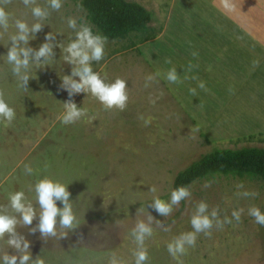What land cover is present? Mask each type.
<instances>
[{
    "label": "rangeland",
    "instance_id": "rangeland-1",
    "mask_svg": "<svg viewBox=\"0 0 264 264\" xmlns=\"http://www.w3.org/2000/svg\"><path fill=\"white\" fill-rule=\"evenodd\" d=\"M130 1L151 13L146 31L153 40L142 46L138 43L141 33L107 41L104 58L92 63L93 71L106 83L117 78L127 82V106L123 111L106 110L90 93H80L72 99L78 108L87 109V115L72 124L61 122L65 112L62 103L69 99L60 87L61 80L71 74L63 48L54 47V60L30 66L27 91L18 87V78L6 60L11 46L8 36L16 31L15 19L25 20L29 26L38 21L21 0H12L5 7L13 20L4 39H0V91L14 109L15 118L11 124L0 118V205L9 204L11 193L23 191L39 216L36 182L47 177L68 185L78 222L74 229L58 227L56 237H42L38 231L31 234L22 224L16 228L30 242L33 260L43 259L44 264H109L113 254L123 264H135L137 244L131 231L137 221L146 222L148 214L171 230L164 231L155 221L152 223L153 234L144 242L146 264H264V226L248 214L253 206L264 213V180L215 176L193 183L190 198L174 206L169 216L162 217L149 207L154 196L170 201L175 176L202 155L215 149L264 148V102L258 101L259 96L264 100V62L257 74L263 78H253L251 88L247 84L243 89L239 86L243 75L233 73L227 66L231 63L221 60L225 67L212 73L207 66L202 73L219 76L214 84L221 85L213 94L206 86L211 77L204 80L198 63L201 51L210 48L214 52L219 31L234 29L237 38L238 30L248 43L262 45L242 25L251 31L255 21V27L259 26L258 17H247L252 9L258 11L264 0H228L233 5L230 12L225 0ZM36 3L48 8L50 15L40 21L44 27L29 41V47L38 50L49 32L56 36L54 43L66 47L76 36V30L68 27L69 18L76 19L78 28L87 24L93 34L100 35L87 21L79 0H62L59 11L52 10L48 0ZM228 12L237 22L232 29L230 24H216L221 19L219 14L228 18ZM203 37L208 39L203 41ZM134 42L132 48L142 47L141 56L130 49ZM113 55H119L117 63L111 62ZM172 68L179 83L166 79ZM149 75L154 76L153 81H146ZM259 79L262 82H257ZM228 80L233 85H227ZM201 81L203 89L199 87ZM190 89H195L194 95ZM252 89H257V95ZM257 114L261 120H253ZM25 165L33 169L31 175L25 173ZM240 184L243 187L238 188ZM152 186L157 188L156 193L149 192ZM243 192L256 195H238ZM201 201L208 205L209 213L217 208L219 219L227 217L232 223L222 229L214 226L210 236L198 234L194 247L173 258L167 245L181 233L193 231L190 220ZM57 206L62 207L59 201ZM239 209L243 213L237 223L231 214ZM8 214L19 218L10 208ZM37 223L38 218L29 227ZM64 232L67 237L61 238ZM7 239L6 235L0 240V258L5 252L16 254Z\"/></svg>",
    "mask_w": 264,
    "mask_h": 264
},
{
    "label": "clouds",
    "instance_id": "clouds-1",
    "mask_svg": "<svg viewBox=\"0 0 264 264\" xmlns=\"http://www.w3.org/2000/svg\"><path fill=\"white\" fill-rule=\"evenodd\" d=\"M12 0H0V39H4L10 27V20H13L11 13L5 10V7L11 4ZM25 7L31 8L32 16L38 21L31 26L22 19L14 20L16 29L14 34L8 36L11 46L6 54L7 63L12 65V73L18 78V87L28 90L27 85L31 77L28 70L31 65L39 66L41 63H47L54 60V47L63 48L65 53L63 59L65 63L71 65V74L64 75L61 80L60 87L67 92L69 99L63 104L65 112L61 118L63 124H72L87 115V109L77 107L73 101V97L80 93H90L99 103L106 109L113 108L123 111L128 102L127 82L117 78L113 83H106L101 78L100 74L93 71L92 63L99 62L104 58L105 45L107 37L99 34H93L92 28L87 24H81L78 28L75 18H69L67 21L68 27L76 30L75 39L65 47L62 43H54L56 36L49 32L45 36V42L41 44L38 50L29 47V41L35 39V34L40 32L44 25L40 21L46 20L50 12L48 8L41 7L36 3V0H21ZM49 7L54 11H59L62 7V0H48ZM78 28V30H77ZM196 56L194 52L192 54ZM171 63L170 60L166 61ZM191 67V65L189 66ZM158 75V74H157ZM78 78V79H77ZM166 79L170 83H179V76L175 68L170 69L166 74ZM195 79V77H193ZM154 76L149 75L146 81H153ZM147 86V84L145 85ZM200 88H204V82H200ZM192 94H195V89H190ZM4 94L0 91V118L7 121L8 124L15 118V111L4 100ZM155 103V101H151ZM143 119V117H140ZM147 124L148 121H145ZM25 173L31 175L33 169L29 165L24 166ZM210 184H205L209 187ZM237 187H243L242 184ZM36 201L39 205L40 212L37 216L36 209L30 201L26 200L23 191L11 193L9 195V204L7 206L0 205V240H4L7 235V245L15 250L16 254L5 252L2 256L3 264H44V260L36 258L33 260L30 252V242L20 235L17 231V225L22 224L29 228L31 234L40 233L42 237H56L57 228L74 229L77 225V218L73 212V206L70 200L71 193L68 191V185L62 184L59 181H53L47 177L36 182L34 186ZM149 192L156 193L157 188L152 186ZM238 195L255 196L256 193L243 192ZM191 192L188 187L180 186L171 192L170 201L166 202L158 196H154L153 202L149 207L154 209L160 216H169L174 206H178L182 200L188 199ZM57 201L62 207L57 206ZM19 215L8 214V209ZM243 209L232 212V218L239 223ZM248 214L255 219V222L264 226V213L258 207H251ZM38 218V223L35 227H29L33 221ZM155 221L156 226L164 231H170V226L165 227L159 220H154L148 214L147 221H137L131 231V235L137 244V250L133 253L135 264H146L148 260V251L144 246L145 239L153 234L152 223ZM193 231L181 233L175 237L167 245V250L173 258L178 255H184L188 247H194L197 236L203 233L206 236L211 235V229L215 226L222 229L225 224L232 223V220L225 217L219 219L217 208H213L208 212V205L201 201L197 204L195 213L190 220ZM67 233L61 234V238H66ZM109 264H123V261L118 260L113 256L109 260Z\"/></svg>",
    "mask_w": 264,
    "mask_h": 264
},
{
    "label": "trees",
    "instance_id": "trees-1",
    "mask_svg": "<svg viewBox=\"0 0 264 264\" xmlns=\"http://www.w3.org/2000/svg\"><path fill=\"white\" fill-rule=\"evenodd\" d=\"M79 6L87 21L100 35L107 37V41L123 40L130 34L141 33L144 34L138 43L152 38L146 31L152 15L139 3L130 0H79ZM215 176L264 180V148L212 150L180 171L173 180L172 190L180 186L190 189L193 183Z\"/></svg>",
    "mask_w": 264,
    "mask_h": 264
},
{
    "label": "crops",
    "instance_id": "crops-1",
    "mask_svg": "<svg viewBox=\"0 0 264 264\" xmlns=\"http://www.w3.org/2000/svg\"><path fill=\"white\" fill-rule=\"evenodd\" d=\"M223 3H225V7L228 9V11L230 12L231 10L233 11V5L231 3H229L228 0H225ZM217 4V3H216ZM218 7V5H217ZM219 11V10H217ZM229 12L227 14V17H221V13L219 22H216L217 25L219 24H230V28H234L235 27V23H237L236 21H233V15H229ZM223 15V14H222ZM247 17V14H245ZM258 17V23L259 26H256V22L252 24L253 27H251L253 30H249L247 29V27L249 26H244L242 25V27L247 30L249 32L250 35H252L253 38H256L258 40V43L262 44L260 46H255V43H248L247 40H244L240 31H237V38L235 37V33H234V29L233 31L230 32H226V33H221L220 31L218 32V38L215 45V49L212 47V49L214 50V52L212 50L209 49H205L203 51H201V55H202V60L198 61V63L200 64V71H201V75L203 76L204 80L205 79H210L211 77V73L214 71H217L218 68L221 66L222 68L225 67V65L221 64V60H224L225 62L231 63L230 65H227L229 68H232V70L234 71L233 73H239L240 75H243L242 77V81L240 82L241 88L243 89L244 86H246L247 84H249V88H251V81H253L252 79L255 77H259L263 78L262 75H257L259 72V67L262 62H264V5L260 6L259 10L257 11L256 9H252L251 13L248 14L247 18H251V17ZM230 17L232 19H230ZM235 22V23H234ZM247 22V21H246ZM253 22V21H252ZM251 24V23H250ZM219 27V26H218ZM256 30H258V32L256 33ZM228 34V35H225ZM233 34V36H232ZM248 34V35H249ZM249 35V36H250ZM165 36H166V32H165ZM251 37V36H250ZM153 38V37H152ZM150 39L147 42L144 43H140L142 44V46H146L149 45L151 43ZM205 39L207 40L208 38L203 37V41H205ZM225 40V42H223ZM221 41V42H220ZM205 46H206V42ZM134 47L131 46L130 49ZM140 48V47H139ZM139 48H132L134 49V51H138V53H140V56L142 55L141 49L142 47ZM198 51V49H197ZM212 51V52H211ZM139 56V57H140ZM221 56V57H218ZM205 57V58H204ZM224 57V58H223ZM119 55H113L111 57V62H116L119 59ZM208 62V63H207ZM117 63V62H116ZM227 64V63H226ZM128 66V65H127ZM190 65H188V68ZM207 66H211V73L208 75L207 73H202V70H205ZM192 67V65H191ZM204 67V69H203ZM246 70H249L248 75L245 74ZM251 70V71H250ZM124 71V70H123ZM216 78L219 79V76L216 77H211V83L210 85H208V83L206 84V86L211 87V89H215V88H219L221 85L219 84H214L216 82ZM246 78H248V82L246 81ZM231 80H228L227 85H233L231 82ZM257 82H262L260 79ZM257 85V83H256ZM262 90V88H261ZM260 90V93L262 94ZM255 95L257 92V89H252L251 90ZM211 93L213 94V91H211ZM261 96H259V102L260 104L264 102V100L261 101ZM245 103H249V102H245ZM262 118L263 114L261 113ZM247 119H251L252 116H247ZM253 120H261L259 115L257 114Z\"/></svg>",
    "mask_w": 264,
    "mask_h": 264
}]
</instances>
